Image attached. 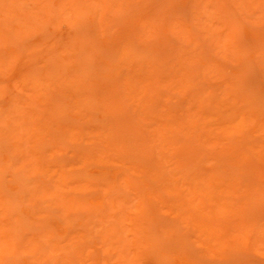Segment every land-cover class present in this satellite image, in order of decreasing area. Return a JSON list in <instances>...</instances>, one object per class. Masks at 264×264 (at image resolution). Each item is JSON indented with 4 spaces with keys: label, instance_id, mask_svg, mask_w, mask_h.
<instances>
[{
    "label": "rangeland",
    "instance_id": "1",
    "mask_svg": "<svg viewBox=\"0 0 264 264\" xmlns=\"http://www.w3.org/2000/svg\"><path fill=\"white\" fill-rule=\"evenodd\" d=\"M0 264H264V0H0Z\"/></svg>",
    "mask_w": 264,
    "mask_h": 264
}]
</instances>
